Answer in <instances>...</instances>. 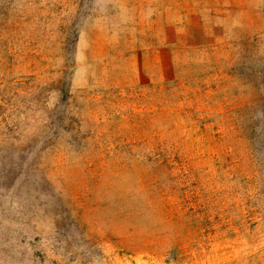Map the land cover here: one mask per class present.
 Returning <instances> with one entry per match:
<instances>
[{"label": "rangeland", "instance_id": "rangeland-1", "mask_svg": "<svg viewBox=\"0 0 264 264\" xmlns=\"http://www.w3.org/2000/svg\"><path fill=\"white\" fill-rule=\"evenodd\" d=\"M260 127L264 0H0V264H264Z\"/></svg>", "mask_w": 264, "mask_h": 264}, {"label": "trees", "instance_id": "trees-1", "mask_svg": "<svg viewBox=\"0 0 264 264\" xmlns=\"http://www.w3.org/2000/svg\"><path fill=\"white\" fill-rule=\"evenodd\" d=\"M175 34V33H174ZM177 40L175 37L172 38V40L168 41L165 44H162L161 46L158 47V55H159V61H160V77L163 82H170L175 79L176 73H177V62H176V57H175V47H176ZM165 46V47H164ZM250 139V144L253 147L256 142H262L264 143V127H260V129L253 130L251 135H249ZM251 156L252 152H250ZM155 166V165H154ZM247 172L248 174L252 177L258 176L264 172V158H261L257 161H254L250 163L249 166H247ZM247 175V174H246ZM182 175L177 174L173 171L170 170L169 176L166 175L165 173H159V171H153L152 174L148 176H144L140 178L139 183L146 188H151L155 189L157 191V194L162 197V199H166V192L169 194H173L172 191L173 189H176V194H175V211H172V220L173 221H178L180 218L185 217L186 213H183V209L179 208L180 203L182 202V195H183V183L181 179ZM194 178V177H193ZM251 178V177H250ZM167 179L168 181L164 180ZM170 186V187H169ZM191 198L192 203L191 206L189 207V210L191 212L188 217L193 220V221H199V222H204L207 220L208 216L206 215V212L209 211V209L205 206L204 203H198L199 199L201 197L200 191L194 190L191 191ZM165 197V198H164ZM206 199V196L204 197ZM202 201V199H201ZM162 211L166 209L167 202H162ZM206 207L207 209H202L201 207ZM169 208V207H168ZM198 210L196 211V209ZM201 208V209H200ZM168 218V214H167ZM211 218V217H210ZM170 219V220H171Z\"/></svg>", "mask_w": 264, "mask_h": 264}, {"label": "crops", "instance_id": "crops-1", "mask_svg": "<svg viewBox=\"0 0 264 264\" xmlns=\"http://www.w3.org/2000/svg\"><path fill=\"white\" fill-rule=\"evenodd\" d=\"M164 47H165V46H164ZM159 62H160V61H159ZM156 68H157V69H155V72H153V73H151V74H149L148 72H145L146 75L150 78V80H154L155 76H156L157 74H159V72H160V70H161V67H158V65H156Z\"/></svg>", "mask_w": 264, "mask_h": 264}]
</instances>
